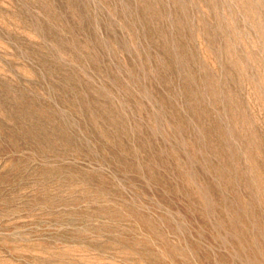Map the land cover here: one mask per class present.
Masks as SVG:
<instances>
[{"label":"rangeland","instance_id":"1","mask_svg":"<svg viewBox=\"0 0 264 264\" xmlns=\"http://www.w3.org/2000/svg\"><path fill=\"white\" fill-rule=\"evenodd\" d=\"M0 264H264V0H0Z\"/></svg>","mask_w":264,"mask_h":264}]
</instances>
